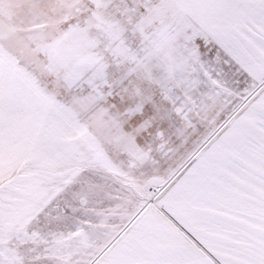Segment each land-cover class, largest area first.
Instances as JSON below:
<instances>
[{"label":"snow or ice","instance_id":"obj_1","mask_svg":"<svg viewBox=\"0 0 264 264\" xmlns=\"http://www.w3.org/2000/svg\"><path fill=\"white\" fill-rule=\"evenodd\" d=\"M0 264H264V0H0Z\"/></svg>","mask_w":264,"mask_h":264}]
</instances>
